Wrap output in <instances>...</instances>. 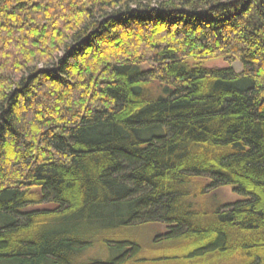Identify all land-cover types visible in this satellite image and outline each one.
I'll list each match as a JSON object with an SVG mask.
<instances>
[{
  "label": "trees",
  "instance_id": "trees-1",
  "mask_svg": "<svg viewBox=\"0 0 264 264\" xmlns=\"http://www.w3.org/2000/svg\"><path fill=\"white\" fill-rule=\"evenodd\" d=\"M0 264H264V0H0Z\"/></svg>",
  "mask_w": 264,
  "mask_h": 264
},
{
  "label": "rangeland",
  "instance_id": "rangeland-1",
  "mask_svg": "<svg viewBox=\"0 0 264 264\" xmlns=\"http://www.w3.org/2000/svg\"><path fill=\"white\" fill-rule=\"evenodd\" d=\"M187 63L190 66L200 64L202 67L207 69H227L232 68L235 72L239 73L241 72V65L239 62H234L233 64H228L223 59H209V60H202L199 62L193 61L191 59L187 60ZM150 65H143V70L150 69ZM206 198L202 197L197 200L198 203L205 206V208H211L214 206H224V205H230L234 204L236 202H239L243 200V197H241L238 194H235L230 187H222L215 191L209 192L206 194ZM201 200V201H200ZM196 202V201H195ZM44 209L49 208L48 206H40V207H32L29 209ZM140 232H138L139 237L143 240V244L149 242L153 237L155 238L157 235L164 234L168 231V227L165 225H151L146 226L144 228L139 229ZM86 256H89L90 258H98V259H105L106 255L104 251L96 250V248L89 250ZM111 254V252H110Z\"/></svg>",
  "mask_w": 264,
  "mask_h": 264
}]
</instances>
